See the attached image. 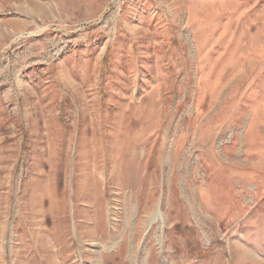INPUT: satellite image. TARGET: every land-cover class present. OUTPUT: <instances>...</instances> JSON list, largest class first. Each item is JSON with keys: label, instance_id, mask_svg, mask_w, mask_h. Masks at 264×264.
<instances>
[{"label": "rangeland", "instance_id": "1", "mask_svg": "<svg viewBox=\"0 0 264 264\" xmlns=\"http://www.w3.org/2000/svg\"><path fill=\"white\" fill-rule=\"evenodd\" d=\"M0 264H264V0H0Z\"/></svg>", "mask_w": 264, "mask_h": 264}]
</instances>
